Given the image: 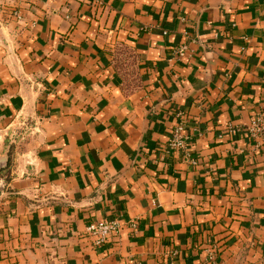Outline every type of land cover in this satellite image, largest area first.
I'll use <instances>...</instances> for the list:
<instances>
[{"label": "crops", "instance_id": "1", "mask_svg": "<svg viewBox=\"0 0 264 264\" xmlns=\"http://www.w3.org/2000/svg\"><path fill=\"white\" fill-rule=\"evenodd\" d=\"M256 113L264 0H0V264H257Z\"/></svg>", "mask_w": 264, "mask_h": 264}, {"label": "built area", "instance_id": "2", "mask_svg": "<svg viewBox=\"0 0 264 264\" xmlns=\"http://www.w3.org/2000/svg\"><path fill=\"white\" fill-rule=\"evenodd\" d=\"M14 16L18 19H22V15L19 11L14 12ZM187 47H182L177 55L180 58H185L188 51ZM234 130V129H232ZM247 135L252 139H259L257 147L264 146V114L256 113L250 125L246 129ZM186 135H185V124L183 121H180L174 129L172 138L168 143L170 150H180L186 147ZM193 165H197L196 162H193ZM135 227V224L133 225ZM123 226L119 220L112 221H98L89 224L86 228V233L88 237L92 240L93 244L97 247H102L109 243H112L114 238L121 232ZM217 251L212 249L208 254V263L217 264L216 255ZM257 264H264V257Z\"/></svg>", "mask_w": 264, "mask_h": 264}, {"label": "rangeland", "instance_id": "3", "mask_svg": "<svg viewBox=\"0 0 264 264\" xmlns=\"http://www.w3.org/2000/svg\"><path fill=\"white\" fill-rule=\"evenodd\" d=\"M4 185H5L4 182L3 183L0 182V207L1 204L4 202V198L7 197V193H8V190L6 189V187H4Z\"/></svg>", "mask_w": 264, "mask_h": 264}, {"label": "trees", "instance_id": "4", "mask_svg": "<svg viewBox=\"0 0 264 264\" xmlns=\"http://www.w3.org/2000/svg\"><path fill=\"white\" fill-rule=\"evenodd\" d=\"M117 64H118V61H117ZM121 66H122V64H120V67H121ZM134 88H136V84H135L134 86H129V87L127 88V90L131 91V90H134ZM9 154H10V162H9L8 167H7L4 171L9 170L10 167H11V165H12L11 161H12V156H13V154H14V153H13V149H12V147H10ZM4 171H2V172H4ZM2 172H0V174H1Z\"/></svg>", "mask_w": 264, "mask_h": 264}, {"label": "water", "instance_id": "5", "mask_svg": "<svg viewBox=\"0 0 264 264\" xmlns=\"http://www.w3.org/2000/svg\"><path fill=\"white\" fill-rule=\"evenodd\" d=\"M9 160L6 157H0V171L8 167Z\"/></svg>", "mask_w": 264, "mask_h": 264}]
</instances>
